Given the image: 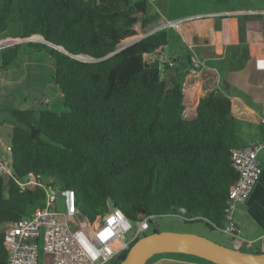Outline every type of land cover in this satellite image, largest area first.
Listing matches in <instances>:
<instances>
[{"label":"trees","instance_id":"1","mask_svg":"<svg viewBox=\"0 0 264 264\" xmlns=\"http://www.w3.org/2000/svg\"><path fill=\"white\" fill-rule=\"evenodd\" d=\"M158 19L147 0H0V38L44 39L0 50L3 67L17 60L23 45L47 50L64 106L51 107V100L13 110V172L74 189L77 206L90 217L112 205L135 220L179 215L221 229L238 176L231 149L241 145V122L220 90L198 101L196 118L184 117L185 74L167 79L168 65L147 61L168 45V28L119 50L138 35V22L147 32ZM45 200V187L23 190L0 173V264L9 259L6 226L43 208Z\"/></svg>","mask_w":264,"mask_h":264},{"label":"crops","instance_id":"2","mask_svg":"<svg viewBox=\"0 0 264 264\" xmlns=\"http://www.w3.org/2000/svg\"><path fill=\"white\" fill-rule=\"evenodd\" d=\"M263 11L256 9L243 13L223 9L179 18L184 21L178 28V36L186 45L187 58L166 51L167 45L163 48L166 54L178 56L179 62H183H178V68L171 67L169 75L176 71L185 74L184 117L196 118L198 101L211 91L220 90L230 97L232 114L241 122L238 128L241 145L264 137V62L258 59L263 54ZM192 46L204 63V67L194 73L188 61ZM36 66L34 60H23L19 55L5 68L0 54V158L8 165H12L9 147L13 127L17 124L13 110L37 108L36 104L52 100L45 93H36L34 79L39 75L32 74V71H39ZM28 80L31 81L28 83ZM259 159L263 172L250 199L241 204L235 215L243 237L252 241L250 247L242 250L251 252H264V149L259 153ZM40 260L48 264L50 257L42 253ZM148 264L215 263L195 255L162 254Z\"/></svg>","mask_w":264,"mask_h":264},{"label":"built area","instance_id":"3","mask_svg":"<svg viewBox=\"0 0 264 264\" xmlns=\"http://www.w3.org/2000/svg\"><path fill=\"white\" fill-rule=\"evenodd\" d=\"M147 1L150 5L155 3V0ZM262 13L264 15V11ZM183 21L162 17L151 31L178 28ZM147 33L125 40L120 44L119 50ZM37 40L44 41L36 36H3L0 38V50L21 42ZM262 45L263 54L258 59L264 62V27ZM190 49V70L194 73L201 70L204 63L194 47ZM154 59H159L164 67H175L178 63L177 57L166 54L162 47L147 55L148 62ZM263 149L264 137L231 149V164L238 176L229 188L225 225L220 230L230 236L232 247L239 249L250 247L252 241L243 237L235 215L238 206L250 199L263 172L259 159V153ZM9 150L11 151L10 147ZM0 173L14 178L23 190H35L37 186H43L46 190L43 208L6 226L4 244L9 255L8 264H43L40 260L41 249L50 257L48 264H110L123 253H128L133 243L151 230L158 217L150 213L140 214L136 220L131 219L120 207L112 205L106 211L90 217L77 206L75 190L54 187L53 178L44 181L42 176L34 173H29L25 178H17L12 165L6 164L1 158ZM60 200L63 201L62 210L59 209ZM128 235L130 238L127 239Z\"/></svg>","mask_w":264,"mask_h":264},{"label":"rangeland","instance_id":"4","mask_svg":"<svg viewBox=\"0 0 264 264\" xmlns=\"http://www.w3.org/2000/svg\"><path fill=\"white\" fill-rule=\"evenodd\" d=\"M151 6L153 11L159 14V19L149 25L147 32L156 27L159 24L160 18L164 16L169 19H179L197 12H208L223 9H233L244 13L245 11L249 12L256 9H264V0H155V3ZM135 28L138 32L137 37L147 33L143 31L141 22H138L135 25ZM178 28L168 27L169 43L166 46V51L170 53H180L182 56L187 58L188 50L182 38L178 36ZM36 38L40 39L41 37L36 36ZM20 55L23 60H34L37 65L36 68L39 69V71H32L33 76L37 74L39 75L38 79H34V88L36 93H45V95L52 98L55 105L51 104V107L64 109V106L61 103L59 88L53 83L51 78V69L54 63L53 57L45 49H34L28 45H23L21 47ZM165 77L167 79L170 78L169 69H166ZM30 81L31 80H28V83ZM40 106L41 104H36L37 108H40ZM240 206L241 205H239L238 208ZM59 209H63L62 200L59 201ZM0 229H2L1 224ZM154 229L158 231L198 234L232 247V240L230 236L202 220L191 222L186 221L179 215H161L157 217L156 222L148 233L154 231ZM128 238H130V235L127 236V239ZM245 251L249 250L247 249ZM162 254L184 257L190 256L181 253H160L156 254L153 258L162 256Z\"/></svg>","mask_w":264,"mask_h":264},{"label":"water","instance_id":"5","mask_svg":"<svg viewBox=\"0 0 264 264\" xmlns=\"http://www.w3.org/2000/svg\"><path fill=\"white\" fill-rule=\"evenodd\" d=\"M160 253L190 254L215 264H264V252L230 247L198 234L158 230L136 240L121 264H148Z\"/></svg>","mask_w":264,"mask_h":264}]
</instances>
